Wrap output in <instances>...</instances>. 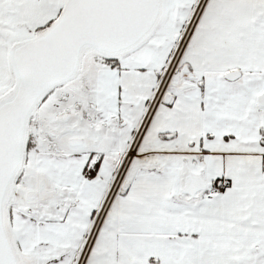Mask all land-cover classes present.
<instances>
[{"label":"snow or ice","instance_id":"obj_1","mask_svg":"<svg viewBox=\"0 0 264 264\" xmlns=\"http://www.w3.org/2000/svg\"><path fill=\"white\" fill-rule=\"evenodd\" d=\"M0 264H264V0H0Z\"/></svg>","mask_w":264,"mask_h":264}]
</instances>
